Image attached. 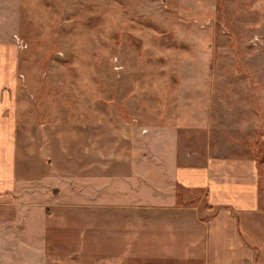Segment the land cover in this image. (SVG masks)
Returning <instances> with one entry per match:
<instances>
[{"label": "rangeland", "instance_id": "374dc122", "mask_svg": "<svg viewBox=\"0 0 264 264\" xmlns=\"http://www.w3.org/2000/svg\"><path fill=\"white\" fill-rule=\"evenodd\" d=\"M0 54L25 120L131 125L137 166L264 158V0H0ZM39 211L0 213V264H121Z\"/></svg>", "mask_w": 264, "mask_h": 264}, {"label": "crops", "instance_id": "0c3cea01", "mask_svg": "<svg viewBox=\"0 0 264 264\" xmlns=\"http://www.w3.org/2000/svg\"><path fill=\"white\" fill-rule=\"evenodd\" d=\"M0 57L1 215L40 208L55 252L121 264H264V158L183 164L166 149L161 164L137 166L131 125L25 120L12 58Z\"/></svg>", "mask_w": 264, "mask_h": 264}]
</instances>
